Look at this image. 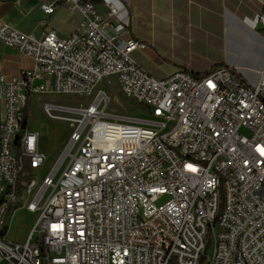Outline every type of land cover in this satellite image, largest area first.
<instances>
[{"label": "built area", "instance_id": "built-area-1", "mask_svg": "<svg viewBox=\"0 0 264 264\" xmlns=\"http://www.w3.org/2000/svg\"><path fill=\"white\" fill-rule=\"evenodd\" d=\"M64 1L82 14L66 39L0 24V42L33 61L0 71V264H264V69L254 85L225 65L158 77L118 0ZM112 78L144 115L100 109ZM33 94L93 95L88 108L44 102L73 131L43 177L47 155L24 127ZM21 207L39 212L24 243L6 237Z\"/></svg>", "mask_w": 264, "mask_h": 264}, {"label": "crops", "instance_id": "crops-1", "mask_svg": "<svg viewBox=\"0 0 264 264\" xmlns=\"http://www.w3.org/2000/svg\"><path fill=\"white\" fill-rule=\"evenodd\" d=\"M118 1L122 22L129 23L125 35L147 42L160 40L159 34L165 36L163 39L172 36L183 50L211 54L210 61L184 68L190 73L203 74L210 68L225 65L245 82L252 85L258 82L264 69V28L257 21L260 10L257 0ZM93 2L102 8L100 0ZM43 3H54V11L44 12ZM81 19V12L70 9L64 0H0V24H9L24 32L41 35L54 29L60 38L66 39ZM148 52L136 51L135 56L149 65L156 76H166L151 65L153 58ZM32 63L24 53L0 42V71L7 76L19 74ZM2 113L0 102V124ZM28 121L29 118L27 126ZM11 219L12 214L8 222ZM8 230L6 237L19 242L9 236Z\"/></svg>", "mask_w": 264, "mask_h": 264}, {"label": "rangeland", "instance_id": "rangeland-1", "mask_svg": "<svg viewBox=\"0 0 264 264\" xmlns=\"http://www.w3.org/2000/svg\"><path fill=\"white\" fill-rule=\"evenodd\" d=\"M159 36L160 40L145 41L148 47L144 51L151 53V57L153 58L151 65L162 75H170L178 69L190 68L193 65L211 60V54L209 55L198 50H183L178 47L179 42L177 43L174 37L168 36V38L163 39L165 38L164 35L161 36L159 34ZM143 64L145 65V63ZM145 66L154 73L149 65ZM98 89L105 90L108 95L107 102L100 105V109H103L105 112L128 116L144 115L145 107L137 103L133 98L124 95L115 78H112L111 83H107V80L101 81L98 84ZM92 100L93 95L86 96L81 94H33L31 96L27 128L38 132L39 147L47 155L45 164L35 172L36 175L43 177L50 171L66 147L69 135L73 131V126L69 120L49 116L44 111V102L49 101L71 107L88 108ZM62 114L74 115L69 112ZM166 199L167 196H163L158 202H163ZM38 216L39 212H30L25 207L15 210L9 222V236L16 238L20 243H24L29 232L34 228ZM209 247L210 245H207L208 254L211 253Z\"/></svg>", "mask_w": 264, "mask_h": 264}, {"label": "trees", "instance_id": "trees-1", "mask_svg": "<svg viewBox=\"0 0 264 264\" xmlns=\"http://www.w3.org/2000/svg\"><path fill=\"white\" fill-rule=\"evenodd\" d=\"M30 103H31V99L29 98L28 101H27V103H26V106L24 108L25 119H26L25 124H24V127L26 126L27 119L29 118V107H30ZM25 170H26L27 174L20 179V182H21L22 179L29 180L31 178V176H32V168L28 164H26ZM6 230H7V227H6Z\"/></svg>", "mask_w": 264, "mask_h": 264}, {"label": "water", "instance_id": "water-1", "mask_svg": "<svg viewBox=\"0 0 264 264\" xmlns=\"http://www.w3.org/2000/svg\"><path fill=\"white\" fill-rule=\"evenodd\" d=\"M93 1V0H92ZM96 1H99V0H96Z\"/></svg>", "mask_w": 264, "mask_h": 264}]
</instances>
